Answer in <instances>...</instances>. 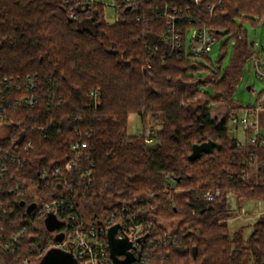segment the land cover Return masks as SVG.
I'll list each match as a JSON object with an SVG mask.
<instances>
[{"label":"trees","instance_id":"obj_1","mask_svg":"<svg viewBox=\"0 0 264 264\" xmlns=\"http://www.w3.org/2000/svg\"><path fill=\"white\" fill-rule=\"evenodd\" d=\"M200 2L216 7L204 13L193 0L142 1L108 24L103 8L77 10L76 0H0V82L7 78L12 94L8 98L6 86L0 89V97H7L0 100V126L8 130L0 148L19 145L25 163L7 162L10 187L19 190L6 197L11 207L0 210V225L28 230L19 260L38 264L39 252L52 241L37 214L28 216L20 205L36 192L50 200L68 197L66 205L82 215L83 206L89 222L116 212L134 215L144 225L146 264H264V216L248 238L244 228H230V198L238 210L264 202V145L230 134L231 118L243 109L233 104L240 67L223 72L207 56L194 58L185 38L175 49L165 39L163 17L166 8H189L217 42L227 38L219 62L235 39V56L244 64L249 43L243 26L264 23V0ZM70 8L77 19H70ZM190 27L184 22L178 29L186 33ZM24 97L36 100L33 108L16 105ZM218 106L226 109L222 120L213 117ZM132 115L144 131L149 121L155 124L153 144L128 135ZM78 143L87 148L77 167L52 176L75 159L72 146ZM203 143H213V150L191 162L193 147ZM70 208L63 207L65 216Z\"/></svg>","mask_w":264,"mask_h":264},{"label":"built area","instance_id":"obj_2","mask_svg":"<svg viewBox=\"0 0 264 264\" xmlns=\"http://www.w3.org/2000/svg\"><path fill=\"white\" fill-rule=\"evenodd\" d=\"M107 0H76L75 8L81 11L93 10L94 8L101 7L105 10ZM142 1H150V0H111L109 6L113 7L117 13V19L120 17L122 11L124 9L130 8V11L137 10ZM195 7L200 9L204 13H212L215 9L216 5H205L202 6L200 0H193ZM219 4V3H218ZM217 4V5H218ZM168 8H166V12L163 13V17L166 20L168 30L166 34V41H171L174 45L175 49L181 48L183 38L186 41L187 51L194 58H201L207 56L210 49L217 43L215 35L207 28V26L203 23L202 19L195 15L190 14V9H187V13L183 11L174 10L172 13H167ZM69 17L72 20L78 18L77 13L73 8L69 9ZM103 19L105 16L103 15ZM184 22H187L191 27L186 30V33L178 29V26H181ZM191 31V44L188 46L187 44V35ZM255 68L258 76L264 80V63H262L259 59L255 61ZM9 83L10 81L5 78L3 82H0V89L6 86V91H8V98L12 96L9 92ZM91 96L96 99L97 93L92 92ZM7 97H0L1 102L7 99ZM27 105L28 107L33 108L36 100L34 98H21L16 102V105L21 104ZM22 104V105H23ZM4 110L0 108V121L4 119L1 113ZM263 111L259 109H248L245 111V115L243 118L239 119L238 116H234L231 118V124L235 128L242 127L244 130H249L251 127L258 126V114ZM4 125L1 124L0 127ZM256 137L250 138L249 141L251 144H256L260 141L261 144L264 145V137L260 138L259 133H256ZM140 138H143L147 144H153L156 140L155 130H145L140 135ZM8 137V132L6 137ZM30 144L24 147V151L27 153ZM87 148L86 144H74L72 146V151L75 153V159L69 160L61 169L57 167L51 174L52 176L58 175L63 171L70 173L77 167V160L80 156V151ZM20 146L17 144L11 145L8 149L0 148V210L4 213H7L9 210L10 202L6 200V197L13 193L15 190H19V186L10 187L11 182L9 181V168L8 163L11 165H17L18 167L24 165L22 163V158L19 153ZM8 162V163H7ZM92 167V166H91ZM48 172L44 170L41 176L46 179L48 177ZM91 172H87L86 176L89 177ZM66 186V184H64ZM60 194L64 193L63 186L60 187ZM34 194L35 198L31 202H25L27 206L32 204H36V209L32 212V214L39 217L42 226L45 228L44 222L46 218L50 215L56 216V218L61 223V229L52 235V241L48 242L45 248L39 252V258L41 260L45 256V254L50 249H60L66 252H70L73 254L76 259L77 264H113L110 256V249L108 245V232L114 226H120L116 233L117 240L127 239L130 243H132V249L129 251L136 258V262L134 264H146L145 257L143 256V245L146 244V238L143 237V229L144 225L142 222H135L134 215H124L123 213H118L106 216L103 219L97 220L95 222L86 221L79 209L77 207H72L66 205L69 201L68 197L61 195L60 199H52L50 200V195L45 197L38 195L36 192H28L27 195ZM207 199L209 201L213 200L212 195H208ZM21 205V204H20ZM71 207V213H68L67 216L64 214L63 207ZM22 207V206H21ZM26 213L27 208L22 207ZM64 215V217H62ZM117 215H119L117 219ZM121 216V217H120ZM16 218H19L16 216ZM25 221L24 223H26ZM11 225V223H10ZM3 225H0V264H34L30 259L19 260L16 256V252L21 248L25 236L28 234V230L26 227L15 231L12 229H7ZM46 230V229H45ZM59 234L64 235V240L62 243H56L55 237ZM152 242H150L151 244ZM44 253V254H43ZM124 257H120V260H123ZM40 260V261H41ZM40 264V262L38 263Z\"/></svg>","mask_w":264,"mask_h":264},{"label":"rangeland","instance_id":"obj_3","mask_svg":"<svg viewBox=\"0 0 264 264\" xmlns=\"http://www.w3.org/2000/svg\"><path fill=\"white\" fill-rule=\"evenodd\" d=\"M111 0L106 1V7L104 10V16L108 24H115L117 21L116 10L109 6ZM244 37H246L249 43V50L247 53L246 61L242 64V61L238 60L235 56V39L229 40L227 44V52L224 55L222 62L219 60L222 56L223 46L227 43V38L222 39L220 42H217L207 54V57L210 60V63L215 67H221L222 71H226L232 66L240 67V74L235 84V91L233 95V104L236 106H241L243 109L238 114L239 119L243 118L245 111L248 109H261L257 118L259 120L257 127H251V131L247 132L242 127L234 128L231 126L230 134L233 138L238 140L241 143H245L250 138L256 137V133H259L260 138L264 137V80H262L256 71L255 61L259 59L264 63V23H261L257 27H253L248 23H244ZM191 31L187 35V44H191ZM203 64H206L203 60H198ZM226 114V109L223 106H218L214 112L213 117L217 120H222ZM237 115V114H236ZM150 126L153 124L152 121H149ZM150 126L147 128L148 131L152 129ZM143 125L140 120V117L137 115H132L128 121L127 132L130 136H138L143 132ZM7 128L5 126L0 127V138H4L7 135ZM256 167L253 168V171ZM30 199L35 198L34 194H29ZM230 204L232 206V213H235L234 217H239L238 220L230 222L231 231L234 232L240 228H244V237L248 238L253 230V226L256 223V220L260 218V215H257L259 210L264 212V202H247L242 205V208L238 210L237 204L233 198H230ZM82 207L81 212L85 215L86 211ZM84 210V212H83ZM258 211V213L256 212ZM82 215V214H81ZM82 215V216H83ZM86 221H89L85 219ZM160 225L166 229L174 230V228L167 224L166 222L160 221Z\"/></svg>","mask_w":264,"mask_h":264},{"label":"water","instance_id":"obj_4","mask_svg":"<svg viewBox=\"0 0 264 264\" xmlns=\"http://www.w3.org/2000/svg\"><path fill=\"white\" fill-rule=\"evenodd\" d=\"M127 11H130V8H128ZM213 148V143L195 145L193 147L192 155L190 156V161L194 162L195 160L201 158L203 154H210ZM21 206L27 208L28 215L32 214V212L36 209V204L27 206L25 202H22ZM44 225L46 231L50 234L56 233L61 229V223L54 215L48 216ZM118 229H120V226L118 225L112 227L107 236L111 260L113 264H134L137 260L134 255L129 252L132 249V243H130L127 239L117 240L116 233ZM63 240V234H59L55 237V242L58 244L62 243ZM120 257H124V259L120 260ZM40 264H77V262L73 254L70 252L60 249H50L40 261Z\"/></svg>","mask_w":264,"mask_h":264},{"label":"crops","instance_id":"obj_5","mask_svg":"<svg viewBox=\"0 0 264 264\" xmlns=\"http://www.w3.org/2000/svg\"><path fill=\"white\" fill-rule=\"evenodd\" d=\"M256 203H263V202H256ZM256 212L258 213V211L256 210ZM260 213H258L257 215H260V216H264V212L261 210H259ZM239 217L237 216L236 218L232 219L231 222H233L234 220H238Z\"/></svg>","mask_w":264,"mask_h":264},{"label":"flooded vegetation","instance_id":"obj_6","mask_svg":"<svg viewBox=\"0 0 264 264\" xmlns=\"http://www.w3.org/2000/svg\"><path fill=\"white\" fill-rule=\"evenodd\" d=\"M26 204V203H25ZM27 205V204H26Z\"/></svg>","mask_w":264,"mask_h":264}]
</instances>
